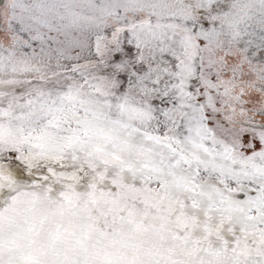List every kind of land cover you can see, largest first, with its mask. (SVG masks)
I'll use <instances>...</instances> for the list:
<instances>
[{
	"label": "snow or ice",
	"instance_id": "obj_1",
	"mask_svg": "<svg viewBox=\"0 0 264 264\" xmlns=\"http://www.w3.org/2000/svg\"><path fill=\"white\" fill-rule=\"evenodd\" d=\"M0 264H264V0H0Z\"/></svg>",
	"mask_w": 264,
	"mask_h": 264
}]
</instances>
